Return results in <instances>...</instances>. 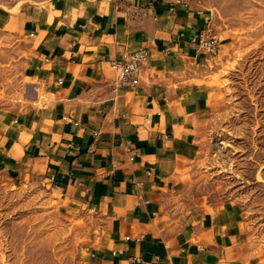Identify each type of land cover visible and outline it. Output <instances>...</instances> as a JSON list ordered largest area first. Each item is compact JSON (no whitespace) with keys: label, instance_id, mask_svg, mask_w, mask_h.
I'll use <instances>...</instances> for the list:
<instances>
[{"label":"crops","instance_id":"crops-1","mask_svg":"<svg viewBox=\"0 0 264 264\" xmlns=\"http://www.w3.org/2000/svg\"><path fill=\"white\" fill-rule=\"evenodd\" d=\"M209 20L183 0L0 8V29L30 46L22 96L0 99V166L104 219L80 264H245L235 205L176 213L210 106ZM141 47L140 84L117 87L113 61Z\"/></svg>","mask_w":264,"mask_h":264},{"label":"rangeland","instance_id":"rangeland-1","mask_svg":"<svg viewBox=\"0 0 264 264\" xmlns=\"http://www.w3.org/2000/svg\"><path fill=\"white\" fill-rule=\"evenodd\" d=\"M48 0H0L15 10ZM207 12L218 48L205 80L210 106L176 213L235 205L245 264H264V0H183ZM206 28V29H207ZM30 46L0 29V99L17 101ZM105 221L69 212L42 174L19 177L0 166V264H80Z\"/></svg>","mask_w":264,"mask_h":264},{"label":"built area","instance_id":"built-area-1","mask_svg":"<svg viewBox=\"0 0 264 264\" xmlns=\"http://www.w3.org/2000/svg\"><path fill=\"white\" fill-rule=\"evenodd\" d=\"M198 44L204 52L214 53L218 40L207 28L200 34ZM149 57V50L141 47L134 51L125 52L119 60L113 61L112 67L117 72L116 86L136 89L140 84L141 70L148 63Z\"/></svg>","mask_w":264,"mask_h":264}]
</instances>
